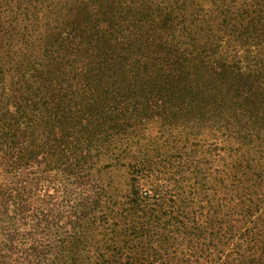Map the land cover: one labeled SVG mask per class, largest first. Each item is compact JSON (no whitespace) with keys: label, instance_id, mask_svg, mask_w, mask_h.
<instances>
[{"label":"rangeland","instance_id":"obj_1","mask_svg":"<svg viewBox=\"0 0 264 264\" xmlns=\"http://www.w3.org/2000/svg\"><path fill=\"white\" fill-rule=\"evenodd\" d=\"M112 1L116 3L112 5ZM118 1L122 9L118 8ZM204 1L196 0L199 5ZM0 5V27L16 34L8 39L0 37V134L7 126L4 112L15 109L13 96L17 98L16 104L21 103L18 81L22 75L31 78L35 67L44 69L37 64L45 63L46 48L53 54L47 74H52L51 78L57 82L55 87L61 88L49 109L60 105L65 113V121L57 124L52 135L42 119L35 116L34 124L19 127L17 140L25 145L22 150L0 149V264H64L69 256L62 248L64 239L96 214L100 204L95 206L94 198H102V187L113 192L120 205L121 195L127 193L131 184L130 163L141 165L149 161L157 172L143 185L153 181L165 190L176 189L177 185L186 187L196 168L208 171V180L215 182L214 178L224 175L222 170L233 161L264 163V130H257V137L250 142L247 138L242 144L227 138V132L223 134L225 130L218 128L216 122L219 117L199 122L195 112H188L202 99L200 96L182 91L184 101L175 100L179 94L175 82L179 67L161 50L150 29L139 28L132 22V5L128 0H2ZM102 30L108 38L112 34L111 41L103 46ZM3 34L0 32V36ZM95 54L99 56L94 58ZM136 60L142 62L141 70L146 63L149 73L157 71L152 80L158 85L156 90L161 91L160 85L166 87L157 96L167 107V118L155 116L149 110L143 117L133 119L134 114L129 115L134 103L130 93L136 83L129 69L137 64ZM223 60L220 57L209 62L219 75L203 76L216 82L226 80L232 69L220 68ZM91 65L97 68L94 80L104 89L102 97L109 112L104 117L110 119L103 126L97 124L100 133H96L88 146L85 129L80 126L85 121L78 118V113L87 102L83 91L89 85L90 75L83 73ZM70 89L78 95L69 99ZM138 98L137 106L143 109L149 100L144 99L143 93ZM210 98L208 95L206 99ZM119 109L128 110L123 115L126 120L120 121L118 127L115 122L119 114L115 111ZM28 111V117L30 113H38L31 107ZM69 120L77 126V131ZM69 127H73V138L69 137ZM60 134L66 141L63 157L53 155L49 138H54L53 135L59 138ZM22 135L30 137V144L23 142ZM96 144L110 151L100 154L97 160V157L89 159V165L93 163L90 169L74 164V155L68 154L70 146L91 148ZM214 145L224 148L220 160L214 158V150H209ZM180 164L186 165L185 168L180 169ZM224 179L225 187L230 189L228 179ZM110 183L113 187H109ZM257 187L264 199V182ZM260 211V223H264V203ZM88 249H79L81 259L93 256L94 249Z\"/></svg>","mask_w":264,"mask_h":264},{"label":"trees","instance_id":"obj_2","mask_svg":"<svg viewBox=\"0 0 264 264\" xmlns=\"http://www.w3.org/2000/svg\"><path fill=\"white\" fill-rule=\"evenodd\" d=\"M128 2L132 5V22L139 28L150 29L161 50L179 67L175 77L179 93L176 101H184L182 91L200 96L202 99H198L188 112H195L199 122L219 117L216 122L218 128L225 130L223 134L227 132V138L242 144L247 138L250 142L257 137V130H264V0H206L200 5L196 0ZM115 3L112 1V5ZM117 5L123 8L119 1ZM202 21L205 25H197ZM2 31L4 34L0 37L4 39L16 35L0 27ZM100 34L102 46L111 41L112 34L109 38L104 30ZM44 53L45 63L37 64L44 69L35 67L31 78L22 75L18 81L21 103L16 104L14 95L15 109L4 112L7 126L0 134L3 138L0 149L22 150L25 145L17 140L19 127L34 124L35 116L48 126L51 135L57 124L65 121L60 105L49 109L51 100L56 99L61 88L55 87L57 82L51 78L52 74H47L52 51L46 48ZM220 57L224 59L220 68L232 69L230 75L217 82L213 78L206 79L204 76L220 74L209 64ZM135 63L129 69L136 82L130 93L134 103L129 115L134 114L133 119L143 117L149 110L155 116L167 118V107L157 96L166 87L160 85L161 91H158L155 89L158 85L152 82L157 71L149 73L145 62L146 67L142 70V62L136 60ZM96 73L95 65L83 73L90 75V82L83 91L87 102L78 113V118L85 121L80 126L85 129L88 146L96 133H100L97 124L103 126L110 119L104 117L109 112L105 108L106 99L102 97L104 89L94 80ZM74 93L70 89L69 99L78 95ZM140 93L149 100L143 109L137 106ZM208 95H211L210 99H206ZM29 107L38 113H30L28 117ZM127 110L115 111L119 114L115 126H121L120 121L126 120L123 115ZM69 124L78 130L72 120ZM73 127H69L72 138ZM60 129L63 131V127ZM53 136L49 137L53 155L66 156L63 135ZM21 138L26 145L30 144V137L22 135ZM93 147L70 146L68 154L74 155V164L90 169L93 163L89 165V159L97 157V160L100 154L110 151L97 144ZM209 150H214V158L220 160L224 148L214 145ZM149 164V161H143L141 165L128 164L131 184L127 193L121 195L120 205L113 198V192L102 187V198H94V205L100 204L96 214L64 239L62 248L69 253L64 264H264V223H260L264 199L257 187L264 182L263 161H233L222 170L224 175L214 178L215 182L208 180V171L196 168L186 187L177 185L176 189L166 190L153 181L143 185L157 172ZM185 166L180 164L178 167L184 169ZM224 178L228 179L230 189L225 187ZM109 187H113L112 183ZM81 247L84 251L92 247L93 256L81 259L78 254Z\"/></svg>","mask_w":264,"mask_h":264}]
</instances>
